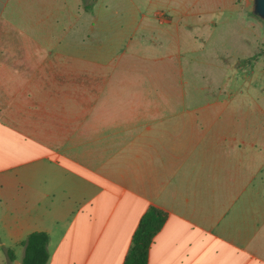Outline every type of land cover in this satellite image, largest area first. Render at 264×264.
Returning a JSON list of instances; mask_svg holds the SVG:
<instances>
[{
	"label": "crops",
	"instance_id": "obj_1",
	"mask_svg": "<svg viewBox=\"0 0 264 264\" xmlns=\"http://www.w3.org/2000/svg\"><path fill=\"white\" fill-rule=\"evenodd\" d=\"M88 2L91 10L83 0H0V264L7 249L22 264V242L34 231L50 236L47 264H124L150 206L168 219L149 264H229L238 251L247 255L241 264H264V129L256 115L197 109L181 95H126L133 105L116 109L111 79L88 80L92 95H71L70 54L81 56L73 70H101L84 61L98 59L99 46L85 47L83 37L69 45L70 23L99 13ZM192 35L185 52L196 50ZM155 101L189 109H150Z\"/></svg>",
	"mask_w": 264,
	"mask_h": 264
},
{
	"label": "rangeland",
	"instance_id": "obj_2",
	"mask_svg": "<svg viewBox=\"0 0 264 264\" xmlns=\"http://www.w3.org/2000/svg\"><path fill=\"white\" fill-rule=\"evenodd\" d=\"M96 1L99 13L94 18L80 13L77 21L70 23L69 45L70 49L78 47L83 37L85 47L99 46V58L85 56L84 61L100 63L101 70L83 74L73 70L81 56L70 54L71 95H92L88 80L111 79L116 81V87H111L117 98L116 109L133 105L125 102L130 99L126 95H148L154 100L181 95L192 103L196 100L197 109L251 111L256 115L255 124L264 129V22L251 13L252 0ZM188 5L194 6L190 12L195 13V23L188 20ZM144 14L151 17L149 21H140ZM133 17L138 22H128ZM192 34L196 36V50L185 52ZM172 36L179 40V47L159 40ZM82 78L85 86H74ZM126 80L156 86H121ZM172 105L189 109L187 102L155 101L149 106L171 109ZM243 258L247 255L241 251L234 257L230 252L229 264H241Z\"/></svg>",
	"mask_w": 264,
	"mask_h": 264
},
{
	"label": "trees",
	"instance_id": "obj_3",
	"mask_svg": "<svg viewBox=\"0 0 264 264\" xmlns=\"http://www.w3.org/2000/svg\"><path fill=\"white\" fill-rule=\"evenodd\" d=\"M84 1L86 10H91L92 5L88 0ZM168 219V213L156 206H150L140 219L134 232L131 248L126 256L124 264H149L151 245L164 227ZM50 236L46 231H34L22 242L24 255L22 264H47L50 254L48 250ZM7 264H12L15 258L14 251L7 249Z\"/></svg>",
	"mask_w": 264,
	"mask_h": 264
},
{
	"label": "water",
	"instance_id": "obj_4",
	"mask_svg": "<svg viewBox=\"0 0 264 264\" xmlns=\"http://www.w3.org/2000/svg\"><path fill=\"white\" fill-rule=\"evenodd\" d=\"M251 13L264 22V0H252Z\"/></svg>",
	"mask_w": 264,
	"mask_h": 264
}]
</instances>
